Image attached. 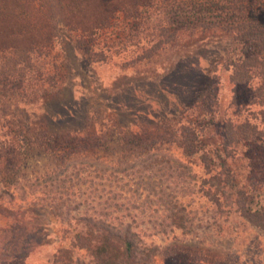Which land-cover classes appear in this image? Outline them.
Masks as SVG:
<instances>
[{
    "label": "rangeland",
    "instance_id": "374dc122",
    "mask_svg": "<svg viewBox=\"0 0 264 264\" xmlns=\"http://www.w3.org/2000/svg\"><path fill=\"white\" fill-rule=\"evenodd\" d=\"M112 5L114 7V2ZM146 5L133 13L116 4L115 9L121 11L114 14L110 25L92 36L80 27L59 25L55 31L53 57H45L46 53L42 55L39 50L23 55L31 46L28 39L18 40L17 51L11 53L8 60L0 57V74L11 79L12 88L19 79L18 74L23 72L27 78L57 77L62 83L48 101L20 108L8 102L6 107L12 108L14 121L22 125L37 122L33 114L38 109L60 108L69 116L79 115L80 119L74 124L86 128L93 124L92 113L97 111L101 123L98 129L103 125V113L113 103L125 101L137 111L141 110L139 115V112L128 115L112 111L108 114L126 134L147 132L142 137L150 138V144H162L160 149L172 160L188 164L199 176L226 162L227 170L237 179V189L245 192L246 206L253 213L249 218L217 214L218 206L212 198L199 192L200 183L196 185L198 193L191 208L196 227L192 234L181 230L159 233L152 226L150 211L131 213L127 221L133 224L147 246L156 249L157 264H192L193 261L264 264V141L242 142L225 151L222 145V125L229 127V121L236 123L248 115V119L254 117L255 122L264 126L263 115L259 114L260 107L252 105L253 87L235 88L229 81L231 69L227 68L243 55L245 43L235 32L215 28L232 23L236 26L250 13H254L250 15L252 20H258L264 15V0H151ZM227 18L230 23H226ZM28 61L32 65L27 66ZM112 100L114 102L110 103ZM206 101L213 106V112L217 111L215 116L200 115L197 108L189 110L193 105L203 106ZM9 121L0 114V139H5ZM188 123L197 125L194 127L202 142L193 160L186 157L181 146L184 140L178 137L181 125ZM119 139L115 136L111 140V152L121 155L123 149H134V146L123 145ZM205 156L210 157L212 166L201 159ZM39 161L41 159L34 157L22 173L33 177L37 165L45 162ZM229 191L234 193L235 189ZM184 201L188 203L191 199ZM22 204L25 205L20 201L17 205ZM1 206L0 235L3 232L10 235L7 241L0 242V264H6L8 257L3 251L21 232L11 231L13 222L5 213L7 208ZM28 209L30 207L21 211ZM222 209L228 211L229 208L222 206ZM84 210L83 205L80 213ZM256 211L259 215H254ZM31 212L28 217L39 224L38 233L32 231L30 235H37L33 237L36 241L28 244L30 248L25 255L14 262L51 264L55 252L69 246L65 231L73 229L76 225L73 219L81 214L73 211L66 222L39 207H31ZM168 216L169 212L162 208V220Z\"/></svg>",
    "mask_w": 264,
    "mask_h": 264
},
{
    "label": "trees",
    "instance_id": "16d2710c",
    "mask_svg": "<svg viewBox=\"0 0 264 264\" xmlns=\"http://www.w3.org/2000/svg\"><path fill=\"white\" fill-rule=\"evenodd\" d=\"M149 1L0 0V57L8 60L10 54L17 51L16 43L21 38L28 39L31 46L23 55L39 50L42 55L46 53L45 57H53L55 31L59 25L80 27L92 36L110 25L114 14L121 11L115 9L116 4L122 10L136 13ZM250 15L254 13L245 16V21L236 26L232 23L215 28L235 32L245 43L243 55L227 68L231 69L229 81L235 88L253 87L252 105L261 108L259 114L263 115L264 122V15L258 20H252ZM229 19L226 23H230ZM28 65H32L30 61ZM0 77L3 78H0V114L10 120L5 139H0V204L10 210L5 213L13 222L11 231L21 232L20 237L14 236V242L7 244V250L3 251L8 264H19L14 261L25 255L28 244L36 241L33 237L37 235H30L32 231L38 233L39 224L28 217L32 214L31 207L45 209L67 222L70 213H80L85 206L84 212L73 219L76 223L73 229L65 231L69 246L59 248L51 264H157L156 249L146 245L127 218L135 211H150L152 226L159 233L181 230L184 234H192L196 227L191 208L198 183L201 184L199 192H204L218 206L217 214L248 218L253 215L246 206L245 192L237 189V179L227 170L226 162L222 161L218 168L199 176L188 164L172 160L160 149L162 144H150V138L142 137L147 132L126 134L108 114L112 111L128 115L139 112V115L140 109L137 111L125 101L114 104L112 100L111 110L107 108L102 115L105 118L100 129L97 111L92 113L93 124L86 128L74 124L80 119L79 115L69 116L60 108L38 109L37 114H33L38 121L22 125L14 121L13 110L6 104L14 103L15 108L41 104L51 99L62 81L57 77L46 80L42 75L27 78L23 72L18 74L19 79L12 88L11 79L9 81L4 74ZM194 108L200 109V115L205 117L217 113L208 101L203 102V106L193 105L189 110ZM247 117L236 123L229 121V127L222 125L224 151L242 142L264 141V126L255 122L254 117H250L251 120ZM41 118L44 120L40 122ZM194 126L197 125H181L178 136L184 140L181 146L190 160L199 152L202 143ZM89 128L92 135H89ZM115 136L123 145L134 146V149H123L121 155L111 152L109 148ZM34 157L45 162L37 165L33 177H26L23 169L29 167ZM201 159L212 166L209 156ZM230 189H235L234 193H230ZM185 199L191 201L187 203ZM20 201L25 205H17ZM222 206L229 208L228 211ZM28 207L27 211H21ZM162 208L169 212L164 220ZM254 215H259L258 211ZM9 236L3 232L0 242L7 241ZM29 236V241H20ZM192 264L200 263L193 261Z\"/></svg>",
    "mask_w": 264,
    "mask_h": 264
}]
</instances>
